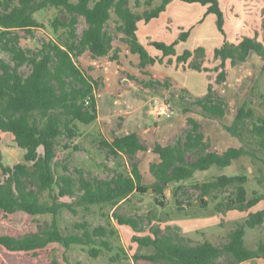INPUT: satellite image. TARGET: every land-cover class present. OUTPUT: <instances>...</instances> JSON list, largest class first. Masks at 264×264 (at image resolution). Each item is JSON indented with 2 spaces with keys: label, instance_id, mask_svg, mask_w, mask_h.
<instances>
[{
  "label": "trees",
  "instance_id": "trees-1",
  "mask_svg": "<svg viewBox=\"0 0 264 264\" xmlns=\"http://www.w3.org/2000/svg\"><path fill=\"white\" fill-rule=\"evenodd\" d=\"M2 0L0 1V174L22 158L35 160L33 171H13L0 185V211L8 215L17 211L60 212L65 206L53 196L51 188L52 164L55 158V139L62 132H74L76 120L90 122L96 118L97 90L101 81L92 72L91 67L84 68L78 58L88 53L97 59L109 55L111 61L119 63L120 48L114 46V34H121V41L130 53L138 54V66L161 62L165 56H176L177 62L188 63L187 68L198 71L215 70L216 83L226 79V60L232 66L246 60L250 52L256 53L262 60L264 71V37L242 36L237 42L225 41L214 48L213 56L220 62L212 69L202 66L194 55L204 54V48L197 46L193 50L185 49L176 54V44L185 41L189 30L181 31L178 38L171 42L151 40L149 44L161 52V57L150 55L137 36L138 22H148L157 17L172 0H160L153 5V0H145L149 6L142 11L135 8L141 0ZM186 3H199L205 6L203 16H216L218 29L223 32L224 15L220 0H180ZM55 8L64 17L56 15L51 20L52 35L38 39L34 47L20 45L21 33L43 27L35 13ZM79 16L85 26L77 31ZM114 18L113 28L109 21ZM201 21V19H200ZM110 53H112L110 55ZM172 63L171 57L167 59ZM186 68V67H185ZM146 72V71H144ZM126 78L139 82L145 88L167 85V82L154 78H138L126 73ZM185 98V96H183ZM200 107L204 116L222 119L226 113V101L213 93L212 84L208 83L206 93L194 101L187 100L182 109L185 114L190 106ZM253 108L244 100L237 108L230 124L223 128L237 137L241 144L229 145L222 150L213 148L211 138L202 131L201 123L193 116H186L187 126L182 133L169 143L154 141L147 147L137 131L130 130L112 138L104 135L103 142L111 154L122 155L128 164V174H113L106 177H88L79 173L76 203L89 210L93 205H110L114 210L107 218L108 225L83 220L74 222L71 228L64 227V232L57 224L51 232L47 228L27 232L21 235L0 233V245L9 251H35L56 242L64 248L81 245L88 248L91 256L96 257L102 251H111L114 247L111 238L117 235L112 226L114 220L119 225H130L134 232L142 229L139 221L132 216L120 214L118 203L127 200L135 193L152 192L157 202L164 205L160 198L164 196L167 184L181 183L192 178L197 170H206L213 165L226 167L233 160L242 156L255 157L260 162L254 178L264 185V117H255ZM252 146V147H251ZM254 147V148H253ZM42 148L43 156H37ZM151 150L158 160L149 164V172L154 181L143 182L137 153ZM255 150L262 152L259 156ZM248 169L236 174H220L202 182L194 183L200 197L210 196L217 200L215 209L225 212L236 209L245 211L264 199V194L252 189L249 194ZM182 185L173 189L176 208L182 209ZM47 193L52 200L43 199ZM142 220V218H140ZM54 222L55 218L53 219ZM153 224V217H148ZM264 222V207L249 212L248 216L228 233V240L216 245L206 238L191 243L183 235L162 232L151 225L148 233L133 234L132 239L139 246L151 247V252L144 255L154 264H222L219 258L223 253L230 255L228 264H241L260 258L264 254V245L250 249L245 245V227H256ZM123 252V248H120ZM116 256H119L117 253ZM138 258L137 255H134ZM66 264L71 263L64 256ZM52 264H57L56 260Z\"/></svg>",
  "mask_w": 264,
  "mask_h": 264
},
{
  "label": "rangeland",
  "instance_id": "rangeland-1",
  "mask_svg": "<svg viewBox=\"0 0 264 264\" xmlns=\"http://www.w3.org/2000/svg\"><path fill=\"white\" fill-rule=\"evenodd\" d=\"M159 2L160 0H153L152 4L156 5ZM130 5L135 8L133 0L130 1ZM220 6L224 15L223 32L218 29L214 15H206L202 22H198L205 11V7L201 4L174 0L173 5L161 12L157 18L149 22H140L137 36L150 55L160 56L158 50L147 45L148 40L169 42L178 38L181 31L189 30L188 40L179 41L176 54L182 53L185 49L193 50L197 46H202L204 54L199 57L194 55L192 59L196 58L202 66L212 69L220 60L212 55L209 56L208 49L213 53L214 48L220 46L224 40L237 42L240 37L253 36L255 33L259 39L264 37V0H220ZM147 7L149 6L145 0H141L140 5L135 9L142 11ZM56 15L64 17V13L55 8L35 13V17L43 23V27L21 33L20 45L34 47L38 44V39L51 36L50 23ZM191 24H195L194 28H188ZM84 26V18L79 16L77 31L80 32ZM113 26L112 17L109 27L113 28ZM113 36L114 46L120 48V64L111 61L109 55L93 59L87 52L77 60L82 67L92 68L91 72L100 79L101 85L97 90L96 118L90 122L76 120L73 123L74 132L64 131L55 139L56 151L50 175L51 188L53 196L65 206L56 214L38 210L17 211L5 215L0 211V233L21 235L38 231L40 228H47L53 232L55 224L64 230V227L71 228L74 222L83 220L93 225H108L104 215H110L114 210L110 205H93L86 210L76 203L80 172L84 171L91 179L117 173L128 174L129 167L125 157L109 152L103 142L104 135L112 138L124 134L127 130L134 131L135 127H138L142 130L141 141L147 147H151L154 141L166 144L172 142L188 127L186 116H193L201 123L205 135L211 138L213 146L221 149L230 144H241L237 137L230 133L229 137L227 136L223 125L232 122L237 108L244 100L253 108L255 117H264V71H261L262 60L259 56L248 55L245 61L234 66L226 60V79L216 83L215 70L198 71L187 68L188 63L177 62L174 55H171L172 63L167 62L168 58H163L150 69L146 67L140 69L138 63L128 58L131 53L127 45L121 41V34ZM124 63L127 66L125 68L122 67ZM126 73L138 78L158 79L163 83L168 81V84L145 88L139 82L127 79ZM208 83L212 84L214 95L226 101V113L221 120L204 116L197 105H191V111L185 114L182 112L187 106V100L194 101L206 93ZM255 152L259 156L262 155L259 150ZM37 156H43L42 148H38ZM137 158L143 182L153 183L154 178L149 172V164L157 161L156 154L151 150L139 151ZM34 164L35 160L28 158L18 160L9 171L0 175V184L13 171L20 173L24 170L33 171ZM259 166L260 162L257 158L246 155L233 160L232 164L226 167L213 165L206 170H197L192 178L181 183L171 182L165 186L164 196L160 198L164 205H160L156 201V194L150 191L131 195L127 200L119 202L117 209L120 214L138 220V226L142 230L135 233L130 225H119L112 220L111 224L117 231V235L111 238L114 248L111 251L104 250L96 257L91 256L88 248L81 245L64 248L52 242L44 248L29 252L9 251L0 245V264H52L53 260H56L57 264H66L64 256L74 264H154L144 257L151 252V247L139 246L132 239L133 234L148 233L151 225L159 227L162 232L183 235L191 243L206 238L216 245H221L228 240V233L237 223H241L249 212L264 207V199L245 211L236 209L217 211L215 209L217 200L210 196L200 197V191L194 187V183L202 182L212 176L232 175L248 169L246 187L249 194L252 189L264 194V185L258 184L254 178ZM179 184L182 185L179 192L186 191L185 195L180 196L182 209L176 208L173 195V189ZM42 198L52 200L47 193L43 194ZM149 216L153 217V224H149ZM54 218L56 222L53 221ZM244 242L250 249H256L260 244L264 245V222L253 228L246 226ZM120 248L124 251L122 252ZM117 253L119 256H116ZM260 256L241 264H264V254L261 253ZM230 258L229 254L223 253L219 261L228 264Z\"/></svg>",
  "mask_w": 264,
  "mask_h": 264
},
{
  "label": "crops",
  "instance_id": "crops-1",
  "mask_svg": "<svg viewBox=\"0 0 264 264\" xmlns=\"http://www.w3.org/2000/svg\"><path fill=\"white\" fill-rule=\"evenodd\" d=\"M178 1H180V0H178ZM173 2H174V0H172L171 2H169L168 3V5L166 6V8L164 9L165 11L167 10V8L169 7V6H172L173 5ZM182 2V1H181ZM203 7H205V6H203ZM163 10V11H164ZM162 11V12H163ZM208 15H213V14H208ZM159 16V15H158ZM157 16V17H158ZM157 17H155V18H157ZM155 18H152V19H155ZM203 18H204V16L202 15V17L200 18L201 19V21H200V19L198 20V22H202L203 21ZM151 19V20H152ZM151 20H149V21H151ZM148 21V22H149ZM140 22H145V21H143V20H140L139 22H138V24L140 23ZM137 24V25H138ZM188 26V25H187ZM194 26H195V24H191V25H189L188 26V28H190V27H192V28H194ZM191 28V29H192ZM137 32H138V29H137ZM137 35H138V33H137ZM188 38H189V36L187 37V39L186 40H188ZM152 40H154V39H152ZM185 40V41H186ZM149 41H151V40H148V42ZM171 41H173V40H171ZM171 41H169V42H171ZM237 41H238V39H237ZM183 42V41H182ZM149 43H147V45H148ZM179 44V42L176 44V51H177V45ZM148 46H150V44L148 45ZM153 47V46H152ZM154 48V47H153ZM157 50V49H156ZM159 51V50H158ZM160 52V51H159ZM253 54H255V55H257L256 53H254V52H250V54H249V56H251V55H253ZM208 55L210 56V55H212L213 56V53H211V49H208ZM153 56H158V55H153ZM162 55H161V52H160V56H158V57H161ZM175 56V55H174ZM248 56V57H249ZM258 56V55H257ZM169 57H171V56H165V57H163V58H169ZM130 60H132V62H134V63H138L139 62V56H138V54H134V53H131V55H129V57H128ZM138 60V61H137ZM156 63H158V62H156ZM155 64V63H154ZM152 65L153 64H150V65H147L146 66V69H150V68H152ZM122 67H127L126 66V64L124 63V66H122ZM178 68V67H177ZM179 68H182V67H179ZM210 76V75H209ZM134 129V128H133ZM159 129H163L162 127H159ZM135 130L138 132V134L140 135V133L142 132V130H140V128L138 129V127H135ZM130 130H127L125 133H127V132H129ZM228 132H227V136H228ZM230 135V134H229ZM225 137V136H224ZM229 137V136H228ZM229 140H227V142H228ZM212 145H213V142H212ZM231 145V144H230ZM234 145V144H233ZM229 146V145H228ZM235 146H238L237 144L235 145ZM227 146H225V147H223V148H221V149H217V150H222V149H224V148H226ZM213 148H215V146H213ZM216 149V148H215ZM138 154V153H137ZM156 157H157V160H158V156L156 155ZM17 163V162H16ZM4 173V172H3ZM2 174V173H1ZM0 174V175H1ZM2 184V183H1ZM0 184V185H1Z\"/></svg>",
  "mask_w": 264,
  "mask_h": 264
},
{
  "label": "water",
  "instance_id": "water-1",
  "mask_svg": "<svg viewBox=\"0 0 264 264\" xmlns=\"http://www.w3.org/2000/svg\"><path fill=\"white\" fill-rule=\"evenodd\" d=\"M201 201H202V202H204V200H203V199H201Z\"/></svg>",
  "mask_w": 264,
  "mask_h": 264
}]
</instances>
